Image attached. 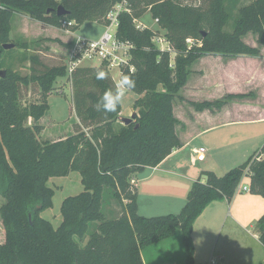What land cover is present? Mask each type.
<instances>
[{"label": "trees", "instance_id": "1", "mask_svg": "<svg viewBox=\"0 0 264 264\" xmlns=\"http://www.w3.org/2000/svg\"><path fill=\"white\" fill-rule=\"evenodd\" d=\"M123 0H0V59L3 44L12 42L11 21L15 13L27 15L46 26L61 28L62 20H75L72 30L86 21L107 23V15ZM209 5L183 0H127L128 11L119 14L117 35L133 42L132 76L138 97L131 122L118 110L105 113L97 103L115 82L105 63L81 66L72 76L75 105L80 123L73 134L58 140H42L38 124L49 110L47 96L56 81L69 75L64 63L46 65L38 54L30 55L32 73L21 75L5 68L0 75V218L4 230L0 241V264H145L142 250L149 245L183 234L187 264H194V224L206 207L221 199L231 201L244 177L249 191L264 197V145L243 164L224 175L206 171V181H195L187 202L178 213L144 216L139 213L135 174L162 162L181 146L176 132L180 124L174 113L192 66L206 55L259 56L264 46V0H252L233 11L240 0H208ZM63 5L68 12L57 14ZM150 11L165 30L176 53L159 49L154 35L160 31L139 29L134 19ZM235 18L231 30L226 29ZM257 35L259 46L247 43V34ZM194 40L191 46L187 39ZM17 45V43H15ZM70 45V44H67ZM22 48L27 43L20 44ZM1 65V63H0ZM102 69L107 78L96 79ZM31 84L44 97L41 102L22 105V89ZM90 85L91 88L85 86ZM244 94H228L215 100L191 101L198 111L221 109ZM29 118L35 122L28 124ZM260 156V159L257 157ZM77 171L83 190L61 204L58 227L41 215L53 204L54 188L49 180ZM109 188L110 215L103 210L104 192ZM113 200L117 202L114 207ZM104 202V203H103ZM106 205V206H107ZM120 205V206H119ZM119 206V207H118ZM109 215V216H108ZM258 236L264 245V214L258 220ZM264 264V261L258 263Z\"/></svg>", "mask_w": 264, "mask_h": 264}, {"label": "rangeland", "instance_id": "2", "mask_svg": "<svg viewBox=\"0 0 264 264\" xmlns=\"http://www.w3.org/2000/svg\"><path fill=\"white\" fill-rule=\"evenodd\" d=\"M251 1L252 0H240L239 5L233 11V15L237 16L238 8ZM183 2L202 6L204 8L209 5L208 0H183ZM136 20L138 21L136 23H143L153 31L159 30L160 33L165 32L158 22H156L155 18H153L150 11H147L143 16L138 17ZM234 21L235 18H232L228 26H226V29L231 30ZM39 23L41 22L37 23L36 20H33L24 14L15 13L13 15L11 21V39L12 42L17 43V45L3 51L0 59V69L11 68L19 72L21 75H29L32 73L29 58L30 55L33 54H38L41 61L46 65H56L65 62L69 54V46L67 44H69L70 41H63L56 37V35L61 34L60 30L50 27L45 29L46 26ZM104 30V25L92 21H86L78 29L74 30L73 34L96 39ZM244 40L251 45L259 46L257 35L253 33L247 34ZM22 43H27V47L22 48L20 46ZM188 43L192 46L194 40ZM261 48L262 52H264V47ZM175 56L176 54L173 52L171 54L172 63L175 61ZM99 64V59H93L86 61L84 66H99ZM241 64H244L243 61ZM108 69L115 84H118L121 79L119 68L114 67ZM244 69L246 70L244 72V77L253 73L254 76L259 78L257 87L264 86V66L259 59H254L253 57ZM85 87L91 88L90 85ZM75 93L76 89L72 76L68 75L67 77H61L56 81L54 89L47 96L49 110L46 115L37 122L43 127L40 134L42 140H58L67 137L69 133L71 134L75 131L76 125L80 123V119L76 112ZM136 95L137 94L132 90H128L125 93L121 103L124 105L126 112H121L122 118H134L136 116L135 111L132 112L130 110ZM43 99L44 97L41 95L39 89L35 87V84H31L29 88L23 87L21 99L22 105L25 106L32 102H41ZM183 101L184 100L180 99L177 102ZM248 112L251 115H256V112H253L251 109ZM28 124L33 125L35 122L32 118H29ZM235 128L239 127L235 126ZM243 130L249 134L246 129ZM246 133H242L240 128L236 132V134H240L242 144L246 139L252 138L247 137ZM205 138L206 136L202 137L203 140ZM232 165H235V163L231 164V166H227L223 173L228 172L231 169L229 167H235ZM222 171L224 170H221L220 173H222ZM247 181L248 178L244 177L240 189H238L235 195V197L237 196V200L233 201V199V203L230 206L228 200L225 199V206L230 214L227 213V216H224V213L220 211L218 216L209 217L210 215L208 211V218H206L208 220L204 219V221H200V224L198 223L195 232H193L195 248L193 257L194 264H258L264 261V245L260 241L259 236L256 235L259 233L257 225L258 220L264 214V197L260 194L254 195L251 192L243 191L242 187ZM49 185L52 186L55 191L53 204L52 206L45 208L41 212V215L50 220L54 227H58L62 221L61 204L63 200L66 197L78 194L83 190L81 175L79 172L73 171L66 176L52 177L49 180ZM108 193L109 188H106V191L104 192L105 203L103 202V210L110 215L112 207H108L107 198L105 200ZM142 198L143 200L139 212L141 215H163V212H156L160 207L154 208L155 210L153 211L155 212H152L151 209L147 211L145 205H150V202H152L150 201L151 198L147 196ZM1 200L2 199L0 198V204ZM112 202L114 207L117 206L118 202L116 200H113ZM179 211L180 210H177L174 213H178ZM3 236L4 230L0 218V241H3ZM166 244L170 246L171 250H173L176 255L177 264H187L186 257L188 251L181 231H178L172 238L166 241ZM156 247L161 249L157 250L155 249ZM165 250L166 246L152 244L142 250V255L145 257V262H147V264H167L166 260L168 258L166 255L163 256ZM223 256L224 259L222 260L221 258Z\"/></svg>", "mask_w": 264, "mask_h": 264}, {"label": "crops", "instance_id": "3", "mask_svg": "<svg viewBox=\"0 0 264 264\" xmlns=\"http://www.w3.org/2000/svg\"><path fill=\"white\" fill-rule=\"evenodd\" d=\"M49 27L60 30L61 34L56 37L63 41L69 40L70 45L68 46L71 47L76 36L73 34L74 31L68 33L54 26L44 28ZM253 57L259 59L264 66V52L259 56L206 55L192 66L189 79L181 90L185 99L174 105V113L180 121V124L176 126V132L181 140V146L174 149L158 165L146 167L141 173L134 175L139 212L144 196L150 197V201H152L149 206L145 205L147 211L151 209L152 212H155L154 208L160 207L156 212H163L164 215L181 210L187 202L188 193L193 183L199 179L206 181L204 172L212 171L217 175H224L223 172L227 166L234 163L235 165L232 166L235 167L243 164L253 153L262 148L264 145V86L257 87L259 78L253 73L244 77L246 71L244 67ZM242 61L244 64H241ZM228 94H244V96L236 97L221 109L215 110L198 111L190 103L191 101L215 100ZM137 97L138 95H136ZM122 108V113H125L123 104ZM130 108L132 112L135 111L133 105ZM250 109L256 112V115H251L248 112ZM235 126L239 127L242 133H246L243 130L246 129L249 132V134L246 133L247 137L252 138L246 139L242 144L240 134H236L239 128H235ZM71 134L69 133V135ZM203 136H206L204 140ZM202 146L206 147L207 152L200 154L197 158L195 149ZM221 170L224 171L220 173ZM243 186L249 188V178ZM242 190L250 192L249 189H243V187ZM233 199L236 201L237 196H234ZM232 200L228 201L229 206L233 203ZM224 201L225 199H221L218 202L210 203L196 220L193 232L200 221L208 218V211L209 217L218 216L220 211L224 213V216H227V213L230 214ZM170 238L155 245L166 246L163 256H167V264H177L176 255L166 244ZM155 249L161 248L156 247ZM143 259L145 262V257ZM221 259L223 260L224 256Z\"/></svg>", "mask_w": 264, "mask_h": 264}, {"label": "built area", "instance_id": "4", "mask_svg": "<svg viewBox=\"0 0 264 264\" xmlns=\"http://www.w3.org/2000/svg\"><path fill=\"white\" fill-rule=\"evenodd\" d=\"M127 4V0H123L115 5L108 13L105 30L100 37L90 39L81 35L75 36L71 43V47L69 48L68 57L65 60L69 76H71L77 68L84 66L86 61L93 59H99L100 63H105L108 68L118 67L121 74L126 68L131 72L136 70L135 65L131 61L132 49L134 48L133 42L129 40H121L117 35L119 14L123 11L129 10ZM136 19H134V22L137 28H149L143 23H136L138 22ZM155 20L158 22V19ZM61 24V29L70 33L73 32L72 27L75 25V20L65 18L62 20ZM192 40L193 39L191 38L187 39L188 42H192ZM153 41L159 49L163 51L169 50L172 53L174 52L170 46L169 40L163 35V33L154 35ZM195 151L198 158L200 154L206 153L207 149L205 147H200L196 148ZM260 158V156L257 157V159ZM131 181L136 185V180L134 178ZM238 189H240V186ZM243 189L249 188L248 186H243Z\"/></svg>", "mask_w": 264, "mask_h": 264}, {"label": "clouds", "instance_id": "5", "mask_svg": "<svg viewBox=\"0 0 264 264\" xmlns=\"http://www.w3.org/2000/svg\"><path fill=\"white\" fill-rule=\"evenodd\" d=\"M107 74L102 69L96 70V79L103 80ZM136 81L130 75H123L115 86V90H106L97 103V110L105 113L116 112L128 90L135 87Z\"/></svg>", "mask_w": 264, "mask_h": 264}, {"label": "water", "instance_id": "6", "mask_svg": "<svg viewBox=\"0 0 264 264\" xmlns=\"http://www.w3.org/2000/svg\"><path fill=\"white\" fill-rule=\"evenodd\" d=\"M57 14H58L59 16H65V15L68 14V12L66 11V9L64 8L63 5H60V6L57 8ZM3 47H4L5 49H10V48L15 47V43H13V42L5 43V44H3ZM5 73H6L5 70L0 69V75H5ZM132 120H133V117H124V118H123V121L126 122V123L131 122Z\"/></svg>", "mask_w": 264, "mask_h": 264}]
</instances>
